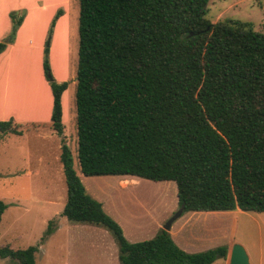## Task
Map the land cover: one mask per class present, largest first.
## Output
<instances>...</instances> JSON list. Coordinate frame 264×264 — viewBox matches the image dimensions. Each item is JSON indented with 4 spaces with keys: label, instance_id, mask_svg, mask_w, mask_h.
<instances>
[{
    "label": "trees",
    "instance_id": "trees-1",
    "mask_svg": "<svg viewBox=\"0 0 264 264\" xmlns=\"http://www.w3.org/2000/svg\"><path fill=\"white\" fill-rule=\"evenodd\" d=\"M74 100L77 161L84 175L172 180L184 212H264V33L247 21L206 17L209 0H77ZM63 14L58 7L47 35ZM25 13L9 12L14 41ZM42 69L52 92L50 125L61 137L62 92L52 75L49 44ZM21 134L13 117L0 138ZM66 201L60 215L113 234L120 264H212L221 244L187 252L160 228L129 241L102 203L87 193L61 143ZM7 203L0 199V221ZM182 213V214H183ZM50 219L44 236L53 230ZM38 246V245H37ZM37 246L0 247V256L36 264Z\"/></svg>",
    "mask_w": 264,
    "mask_h": 264
},
{
    "label": "rangeland",
    "instance_id": "rangeland-1",
    "mask_svg": "<svg viewBox=\"0 0 264 264\" xmlns=\"http://www.w3.org/2000/svg\"><path fill=\"white\" fill-rule=\"evenodd\" d=\"M28 2L0 0V27H5L0 41L6 40L10 31L9 12L15 10L20 14L24 11L26 14ZM44 2L47 4L30 17L27 10L16 44L1 52L0 79L1 84L5 85V97L10 108L27 118L31 113L43 116L48 104V92L40 78L43 76L41 50L37 46L44 36L45 44L49 41L53 55V77L69 76L59 81H68L62 106L63 134L60 137L56 133L57 161L52 158L55 152L54 138L42 139L34 132L36 128L46 129L49 126L43 124L46 120L21 123L24 136L8 132L4 140L0 138V199L8 204L0 221V247L8 245L17 249L38 245L34 253L36 264H120L117 243L110 230L91 223L72 222L60 215L66 201V184L60 162L62 138L71 149L74 170L87 193L100 201L105 212L115 221H120L118 224H121L124 236L131 242L150 239L157 234L160 229L157 224L164 215L165 207L170 202V206L177 205L176 184L172 180L153 181L140 177H136L139 180L134 183L131 175L81 173L76 157L74 100L78 1L68 3L63 19L52 36L47 35L49 21L45 23V20L51 18L53 1ZM206 17L212 22L227 17L240 19L250 22L256 31L264 33V0H209ZM31 38L33 41L29 42ZM18 124L16 122L17 127ZM51 142L52 150L49 149ZM38 151L51 161L50 168H46L45 161L40 164L36 162L40 154ZM50 151L52 154L49 156ZM27 170L32 171L31 176ZM120 180L127 181L129 185L121 188ZM48 198L53 200L47 202ZM178 208L173 209L167 219ZM247 213L240 219L237 243L246 248L251 264H264V218L258 217V212ZM50 219H54L53 230L44 236ZM0 264L17 263L9 257L0 256Z\"/></svg>",
    "mask_w": 264,
    "mask_h": 264
},
{
    "label": "crops",
    "instance_id": "crops-1",
    "mask_svg": "<svg viewBox=\"0 0 264 264\" xmlns=\"http://www.w3.org/2000/svg\"><path fill=\"white\" fill-rule=\"evenodd\" d=\"M28 1L29 2L26 4L25 9H26V14H27V10L30 11L29 17L31 15H34V11L36 12L40 11L42 9L41 6H44L47 4L46 2H44V0H28ZM48 1H53L52 7H51V13H50L51 18L54 15L55 11L57 10V7H61L63 9V14H64V10L68 7V3H71V0H48ZM62 15H60L58 19L56 20L53 30H52V34L53 33L55 34V32L57 31L59 23L63 19ZM50 20H48L47 18L45 20V23H47L48 21L50 23ZM23 21L16 32L14 41L12 43H8L5 50L9 47H13L16 44L17 40L19 39L20 28L23 24ZM10 25H11V22H10ZM4 29H5L4 26L0 27V34L4 32ZM32 41H33L32 38L29 39V42H32ZM44 45H45V38L43 36L42 40H40L39 45L37 46L41 50V56H40L41 68H42V54H43ZM49 62H50V67H51V72H52L53 71L52 69L53 55L50 51V45H49ZM42 74H43V69H42ZM40 78L48 92V104L46 107V112L43 113L44 115L39 116V115H35L34 113H31V116L27 118V116L21 115L18 110L10 108V106H8L7 99L5 97V85L3 86L1 84V79H0V120H6L10 117H13L15 125H16V122L20 123L18 124L19 127H17V125L16 127L18 130L21 131V134H16V133H12V134L21 135V136L22 134L23 136L25 134L23 133V130L20 128V126L22 125L21 123L23 122L25 123L28 121L29 122H32V121L33 122H43L41 120H46L43 122V124H46L49 126L46 129L36 128L34 129V132L37 136H39L42 139L48 138L52 140L54 138L55 152L52 158H54L53 159L54 161H57L58 154L56 151H57V144H58L57 142L58 135L51 128V125H50V115H51V109H52V92H51V89H50V86L47 80L44 79L45 78L44 74ZM64 78L65 77H56L58 82L62 79L64 80ZM64 91L62 92V95H61L62 106H63ZM62 116H63V108H62ZM5 134L2 135L1 140H4ZM49 149L52 150V142L50 143ZM38 153L40 154L37 155L38 159L36 160V162L40 164V163H43V161H45L46 168H50L51 164L49 165V163L51 161H48L47 157L46 158L43 157V155L41 154L42 152L38 151ZM51 154L52 152L50 151L49 156ZM27 174L31 176L32 171L27 170ZM122 176H125V175H122ZM130 177H132L134 183H137L138 182L137 180H139L135 176H130ZM161 181H169V180H161ZM119 184L121 188L127 187L129 185V183L125 180H120ZM169 187L171 188V185H169ZM50 199L53 200V198H48L47 202ZM170 204L171 202L165 207L164 215L162 216L161 220L158 221V224H157L158 228H162V224L167 219V217L170 215V213H172V210L178 207V205H176V207H173V205L170 206ZM262 213L264 212H258L257 216L264 218V215ZM245 215H248L247 211H243L239 208H236L234 210H224V211L220 210V211L184 212L180 217H178L172 223L169 233L172 239L175 241V243L187 252H198V251L206 250L208 248H212V247H215L221 244H225L227 246L226 258L215 260L212 264H230L229 263V253H230V250L233 244L238 242L237 236H238L240 219L243 218ZM118 222L120 223V221ZM219 235L221 236L219 237Z\"/></svg>",
    "mask_w": 264,
    "mask_h": 264
},
{
    "label": "water",
    "instance_id": "water-1",
    "mask_svg": "<svg viewBox=\"0 0 264 264\" xmlns=\"http://www.w3.org/2000/svg\"><path fill=\"white\" fill-rule=\"evenodd\" d=\"M49 44V41H47ZM183 209L179 207L162 225L164 230L169 231L172 223L182 215ZM230 264H251L246 249L240 243H234L229 253Z\"/></svg>",
    "mask_w": 264,
    "mask_h": 264
}]
</instances>
